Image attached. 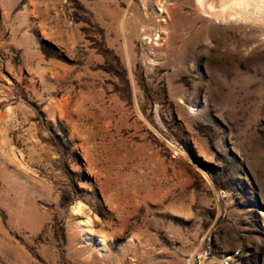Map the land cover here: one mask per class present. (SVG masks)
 Here are the masks:
<instances>
[{
  "label": "rangeland",
  "instance_id": "374dc122",
  "mask_svg": "<svg viewBox=\"0 0 264 264\" xmlns=\"http://www.w3.org/2000/svg\"><path fill=\"white\" fill-rule=\"evenodd\" d=\"M208 1L0 0V264H264V0Z\"/></svg>",
  "mask_w": 264,
  "mask_h": 264
},
{
  "label": "bare ground",
  "instance_id": "6f19581e",
  "mask_svg": "<svg viewBox=\"0 0 264 264\" xmlns=\"http://www.w3.org/2000/svg\"><path fill=\"white\" fill-rule=\"evenodd\" d=\"M199 1H200V3H201V1H203V0H199ZM205 1H206V0H205ZM207 1H208V0H207ZM240 1H241V0H240ZM208 2L210 3V1H208ZM208 2H207V3H208ZM229 2L231 3V1H229ZM202 3H203V2H202ZM202 3H201V4H202ZM236 3H238V1H237ZM244 3H245V2H244ZM201 4H200V5H201ZM210 4H211V3H210ZM227 4L229 5V3H227ZM234 4H235V2H233V5H234ZM202 5H203V4H202ZM206 5H208V4H206ZM212 5H213V4H212ZM212 5H211V6H212ZM231 5H232V4H231ZM231 5H230V6H231ZM233 5H232V6H233ZM235 5H236V4H235ZM238 5H240V4L238 3ZM213 6H214V5H213ZM246 6H247V5H246ZM201 7H202V6H201ZM206 7H207V6H206ZM236 7H237V6H236ZM243 7H244V6H243ZM207 8H208V7H207ZM214 8H215V7H214ZM214 8H212L211 10H213ZM246 8H247V7H246ZM228 9H229V6L223 5V7H222V9H221V14H222V15H224V14L226 15ZM207 10H208V9H207ZM207 10H206V11H207ZM204 11H205V10H204ZM217 12H218V11H217ZM236 12H237V11H236ZM228 13H230V12H228ZM237 14H238V13H237Z\"/></svg>",
  "mask_w": 264,
  "mask_h": 264
}]
</instances>
